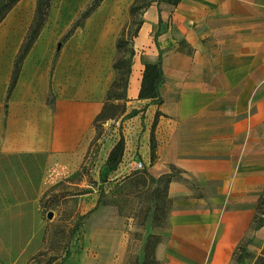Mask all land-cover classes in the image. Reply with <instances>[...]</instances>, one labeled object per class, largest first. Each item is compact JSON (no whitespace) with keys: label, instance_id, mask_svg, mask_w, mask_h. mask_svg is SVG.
<instances>
[{"label":"crops","instance_id":"1","mask_svg":"<svg viewBox=\"0 0 264 264\" xmlns=\"http://www.w3.org/2000/svg\"><path fill=\"white\" fill-rule=\"evenodd\" d=\"M24 1L0 25V36H5L0 48V264H26L43 249L46 224L40 199L60 177L77 172L84 161L96 134L95 117L116 77L110 76L116 41L127 24L125 13H114L116 5L104 7L103 2L68 38L69 49L61 53L51 76L38 60L51 55L38 49L53 40L47 26L52 24L51 8L8 98L14 59L36 6V0H29L27 20H15ZM84 8H67L61 14L73 20ZM143 19L135 44L141 49L140 62L142 54L149 62L162 55V102L138 98L140 87L135 91L131 87L132 70L127 111L117 121L126 140L123 160L114 171L105 161L100 173L130 171L138 156L156 177L171 172L172 165L177 167L180 172L168 188L171 209L166 225L157 232L162 239L155 247V260L158 264H230L243 233L240 229H245L238 226L237 209L251 201L253 186L248 166H237L238 147L230 139L241 134L247 143L255 124L264 121V95L255 114L237 118L264 87V0L157 3L145 10ZM72 20L68 24L62 20L61 26H69ZM157 29L158 45L153 46ZM181 40L188 44L186 50L180 48ZM67 57L72 59L69 65H65ZM144 62L140 63L142 73ZM255 74L261 77L255 79ZM50 93L53 100L48 102ZM142 107L144 118L129 115ZM158 111L152 160L150 139ZM194 178L201 186H215L214 194L208 188L196 192L191 184ZM30 213L40 215L35 216L40 230L32 239L26 238ZM126 245L113 239L89 243L86 264L97 262L99 256L119 262Z\"/></svg>","mask_w":264,"mask_h":264},{"label":"rangeland","instance_id":"2","mask_svg":"<svg viewBox=\"0 0 264 264\" xmlns=\"http://www.w3.org/2000/svg\"><path fill=\"white\" fill-rule=\"evenodd\" d=\"M89 1H53L52 18H50L52 19V24L47 25L48 29H50L48 30V34H51L53 40L47 45L38 48L41 51L45 50L51 53L50 56H41L38 58L41 64L45 66L46 71L50 72L51 76L58 65L61 53L69 49L68 38H64V35L78 17L76 15L73 20L72 16L70 19H63L61 12L67 8L85 7ZM147 1H150L151 5L158 3L156 0H142L140 4ZM103 2L104 7H107V3L116 5L112 12L119 14L125 13L127 23L130 22L129 30L134 29L135 24L130 13V6L134 0H103ZM165 3L162 1L159 5L163 6ZM18 9L19 11H16L14 18L15 20L19 18V20L24 22L29 17L31 11L30 1L25 0L20 4V8ZM145 10L144 8L140 9L135 15L134 20L143 18ZM61 19L66 20L67 24L69 20H72V24H69L67 27L61 26L63 25ZM157 31L159 32L158 29L153 32V46L156 44L155 34ZM4 43L5 36L1 35L0 48ZM136 45L137 54L134 58V68H136L138 63L140 64L146 60L142 54V61H139L141 49ZM180 46L184 50L188 48V44L185 43L180 44ZM70 61L72 59L67 57L65 65H69ZM74 61H77V59L74 58ZM110 72V76L116 74V70L112 67L110 68ZM260 77V74L254 75L255 79H259ZM263 88L261 87L255 93L251 104L247 107V111L238 114V120L248 118L257 112L259 102L264 95ZM51 100H53V93H50L48 97V102ZM262 111L264 112V104ZM145 112V107L140 109L136 108L129 115L140 114V117L144 118ZM120 118L117 120L110 119L102 127L99 126V130L102 131L100 148L98 149L97 145H94L87 159L83 161V166L77 172L63 175L50 186H54L49 193V198L51 199L50 205L47 208H43L41 213L43 222L46 224L45 244L43 249L31 256L26 264H86L84 258L86 245L101 241L102 239L107 241L112 239L119 240V243L126 242L127 245L123 260L111 263L105 261L107 260L105 258L106 256H99L97 262L87 264H144L148 236L151 233H157L165 220L163 217L162 219L155 218L153 213L154 204L157 200H160L158 196L154 195L153 191L156 188H163V184L160 182H148L146 186L140 185L139 189L134 191L131 189V180L122 182L125 176L134 172L149 171L145 164L143 167H137V161L141 159L140 156L135 158L136 162L130 171L118 174L109 172H104V174L100 173V166L107 159L106 153L108 149L120 138V127L117 125V121ZM224 125L223 123V130ZM225 140L223 139V141ZM230 140L233 146L238 147L237 166L240 167L243 164L245 167L247 165L248 168L246 171L253 176L252 199L237 209L238 226L240 227L242 224L244 225L243 228H245L240 229V232L243 233L239 236L237 246L243 237L246 236L247 256L243 259L242 264H255L257 257L264 252V227L250 231L249 225L254 214L257 199L264 188V121L255 124L252 140L249 139L247 143L245 136L241 134L236 138L232 137ZM241 153H243L242 156ZM251 163L252 168L249 167ZM179 172V170H174L175 174ZM200 183L197 178L191 180V184L196 192L201 188H208L211 194H214L215 186H201L199 185ZM102 194L104 200L103 205L93 210ZM160 204L162 208H165L161 202ZM48 211H53L54 213L51 219L47 217ZM36 215L40 217L39 213H30L29 215L30 228L26 238L29 236L32 239L33 236L38 235L40 223L38 219L35 221ZM75 224H78L79 227L73 234L72 230ZM81 256L83 259L79 262L78 260ZM230 264H237L234 253Z\"/></svg>","mask_w":264,"mask_h":264},{"label":"trees","instance_id":"3","mask_svg":"<svg viewBox=\"0 0 264 264\" xmlns=\"http://www.w3.org/2000/svg\"><path fill=\"white\" fill-rule=\"evenodd\" d=\"M20 1L21 0H0V25L5 20L7 15L13 10V8H15V6ZM53 1L54 0H36V6L32 21L28 27L27 33L14 59L13 71L8 88V98L12 95L17 85L26 57L30 53L31 49L33 48L35 42L39 38L44 26L46 25L49 19L51 8L53 6ZM102 1L103 0H90L85 6V8L79 13L78 17L73 22L70 29L66 32L64 38H69L78 28L82 27L85 24L86 19L91 14H93V12L97 10V8L101 5ZM141 1L142 0H134V2L130 6V13L133 18V23L135 24L134 29L131 31L129 30L130 22H128L123 27L119 37L117 38L116 41L117 55L113 60V68L116 70V77L114 78L108 89L106 101L104 103L102 110L95 117L94 126H95L96 134L91 142V145L88 149V152L84 160L87 159L94 145H97L98 149L100 148L102 131L99 130V126L102 127L106 121L110 119L117 120L119 117L122 116L124 117L126 114L127 101L129 100L128 88L133 70L134 58L136 55L134 40L138 36L139 31L144 22L143 18L139 20L136 19L134 20V17L140 9L143 8L147 9L151 5L150 1L140 4ZM156 1L158 2V4L164 1L166 3L177 5L181 0H156ZM161 22H162V18H160V23ZM158 34L159 32L157 31V33L155 34V42L157 45H158V41H157ZM184 43H185L184 40L180 41V44H184ZM180 48L182 49V46H180ZM187 51L191 52V48H189ZM163 78H164V72L162 67L161 54L159 56L158 61L156 62L145 61L138 98L148 99L161 103L162 99L160 95V85L163 82ZM160 114H161L160 111L156 113L155 120L153 123V129L151 133L150 147H151L152 160H154L156 157V139H155L154 130ZM99 123L100 125H98ZM125 146H126V140L122 132V126H120V138L113 145L106 159V166L109 168L110 171H114L118 169L120 163L123 160ZM83 164H81V167L83 166ZM174 170H179V169H177V167L172 165L171 172L165 173L159 177L152 175L147 170L140 173L134 172L128 176H125L124 179L122 180L123 183L127 180H131V189L134 191L138 190L140 185L146 186L148 182H160L163 184V188H156L153 191L154 195L160 198V200H157L156 203L154 204V211H153L154 216L155 218L158 219L160 218L162 219V217L165 219L162 225L160 226V228H163L166 225L167 215L172 205V199L168 195V188L175 174ZM53 187L54 186L47 189L45 193L42 195L40 199V205L42 209L47 208V206L50 205L51 199L49 198V193L53 189ZM103 194L99 197L97 204L93 210H96L101 205H103L104 203ZM160 202L165 206V208L161 207ZM78 227H79L78 224L74 225L72 230L73 234L78 229ZM262 227H264V188L257 199L254 214L252 216L249 225V230L255 231ZM161 239H162L161 235L158 233H151L148 236L147 245H146L147 252L144 259V264H158V262L155 260L154 253H155V247L161 241ZM234 255L237 264H242L243 259L247 256L246 236L243 237V239L240 241L239 245L237 246L234 252ZM149 256H151V258L148 259ZM255 264H264V252L262 255L257 257Z\"/></svg>","mask_w":264,"mask_h":264},{"label":"bare ground","instance_id":"4","mask_svg":"<svg viewBox=\"0 0 264 264\" xmlns=\"http://www.w3.org/2000/svg\"><path fill=\"white\" fill-rule=\"evenodd\" d=\"M134 66H133V77H132V85H131L132 91L139 89L141 83L142 69H143V66L141 64H137L136 68H134Z\"/></svg>","mask_w":264,"mask_h":264},{"label":"built area","instance_id":"5","mask_svg":"<svg viewBox=\"0 0 264 264\" xmlns=\"http://www.w3.org/2000/svg\"><path fill=\"white\" fill-rule=\"evenodd\" d=\"M144 163L142 160L137 161V167H143Z\"/></svg>","mask_w":264,"mask_h":264},{"label":"water","instance_id":"6","mask_svg":"<svg viewBox=\"0 0 264 264\" xmlns=\"http://www.w3.org/2000/svg\"><path fill=\"white\" fill-rule=\"evenodd\" d=\"M53 216H54L53 211H48L47 217L51 219Z\"/></svg>","mask_w":264,"mask_h":264}]
</instances>
